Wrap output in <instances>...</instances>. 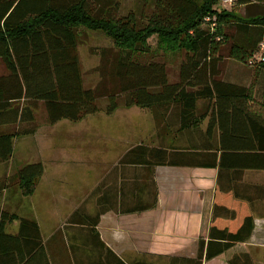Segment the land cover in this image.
Wrapping results in <instances>:
<instances>
[{"label":"trees","instance_id":"obj_1","mask_svg":"<svg viewBox=\"0 0 264 264\" xmlns=\"http://www.w3.org/2000/svg\"><path fill=\"white\" fill-rule=\"evenodd\" d=\"M89 1L0 0V60L6 70L0 75V127H15L13 132H0V163L11 156L13 137L34 132L32 127L19 130V126L32 123L31 111L38 103L43 105L49 124L62 119L77 122L99 111L111 114L132 106L150 110L154 120L161 122L175 108L179 130H188L203 118L196 115L197 102L203 100L213 108L206 136L215 137L211 128L216 123L219 155L207 152L199 161L206 160L205 164H195L198 160L190 157L192 153L140 145L129 150L121 162L217 168L216 192L236 199L231 182L241 176L229 169H246L249 160L264 158V128H255L254 123L264 122V118L250 107V87L221 81L216 56L226 44L229 59L245 65L255 58L264 42V12L238 17L222 9L220 0H151L152 12L141 24V17L134 13L119 17L110 7L95 15L96 6ZM253 2L259 0H234L238 6ZM209 17L214 22H204ZM80 28L101 32L113 44L111 56L104 50L100 53V63L94 69L100 81L93 89H84L79 69L76 48ZM152 37L157 50L185 51L176 82H169L164 63H141L134 58L149 52L147 41ZM260 55L254 64L263 72L264 51ZM261 95L258 107L264 111V90ZM100 101H104L103 106H99ZM247 122L254 125L251 133L246 130ZM249 135L255 140L250 148ZM42 172V165L35 163L15 174L24 197L33 193ZM13 222L17 223L16 232L9 233L6 228ZM252 230L253 218L249 214L243 218L241 211L237 215L232 204L218 205L216 194L207 241L198 242L194 258H173L170 264H202L236 243H244ZM93 238L98 241L97 234ZM99 249L103 254V244ZM105 254L115 258L108 249ZM116 260V264H123ZM0 264H51L35 221L0 210ZM228 264L252 262L247 254H241Z\"/></svg>","mask_w":264,"mask_h":264},{"label":"crops","instance_id":"obj_2","mask_svg":"<svg viewBox=\"0 0 264 264\" xmlns=\"http://www.w3.org/2000/svg\"><path fill=\"white\" fill-rule=\"evenodd\" d=\"M216 58L222 73L223 62ZM227 62L240 64L232 59ZM220 79L246 88L250 85L248 77ZM263 90L264 87L252 97L254 101L260 102ZM205 103L197 102L196 115L203 118L188 130H179L176 110L158 128L150 110L135 106L118 108L110 115L99 111L77 122L62 119L54 123L56 128L60 125L54 136V155L41 153L40 159L23 164H42L43 173L37 185H44L47 190L40 191L38 196L33 197L34 192L16 198L9 203L11 214L36 222L51 264H116V259L123 264H170L173 258H194L198 242L207 241L217 194L218 205L232 204L236 214L241 211L243 218L249 214L253 230L244 243H236L202 264H228L241 254H247L252 264H264V158L249 160L246 169H229L241 176L231 182L237 200L216 192L217 168L152 167L121 162L129 150L142 145L192 153L190 157L198 160L193 163L205 164L207 152H216L219 145L216 123L211 128L215 137L206 136L213 108ZM255 113L264 118V111ZM254 123L255 128H264V122ZM251 124L247 122L248 133L254 127ZM247 140L248 148L255 145L251 135ZM49 145L39 150H51ZM31 199H38L37 206H33ZM22 201L24 206L19 204ZM34 208L46 216H55L54 221L46 218L43 222L34 217ZM46 222L50 233L44 237L42 229ZM15 226L17 229V223ZM95 234L98 241L93 238ZM100 243L116 259L106 255L105 249L102 254Z\"/></svg>","mask_w":264,"mask_h":264},{"label":"rangeland","instance_id":"obj_3","mask_svg":"<svg viewBox=\"0 0 264 264\" xmlns=\"http://www.w3.org/2000/svg\"><path fill=\"white\" fill-rule=\"evenodd\" d=\"M89 2L96 6V8L93 10L95 15H102L103 11H99V10L100 9L106 10V8L110 7V10L115 14V16L123 17V16H126L128 13H134L136 17H139V18L141 17V19H138L140 20L141 24H145L147 22L149 14L152 12L151 0H104L103 2H98L96 0H90ZM227 11L231 12L232 14L238 17H246L249 15L262 14L264 12V0H259L258 3L253 2L251 5H248V6H238L234 3L232 7L227 8ZM78 34H77L78 35L77 37L78 45H77L76 52H77V56L79 60V69L81 73L83 87L84 89H93L97 86V84H99V81H100V78L98 77L97 72L94 71V69L100 63V59H101L100 53L102 50H104L106 51L105 52L106 56H111L114 51L113 44H112L111 39L104 36L103 33L101 32L80 28L78 31ZM147 42L149 46V52L144 53V54H137L135 55L134 58L141 63L151 62V61L152 62L158 61V62L164 63L167 69V76H168L169 82H172V83L176 82L177 76H178L179 65L185 60V55H186L185 51H180L176 53H169V52L165 53L161 50H157L155 37L148 39ZM227 51H228V46L226 44L225 45L223 44L220 46L219 58L223 62L222 67H221L222 73L220 72V78L228 79L231 77H235V78L248 77V79L246 80L250 81V85L247 88L250 87L252 97L255 96V94L259 93V91L264 87V74L261 71H259V68H258L259 65L257 66L256 65L257 63L251 65L249 62L245 65H240L239 63H238L239 65H237V63L235 64L230 63L228 65L227 60L229 58L227 55ZM4 73H6V70H5L3 62L0 60V75ZM256 82L257 84H255ZM257 85H260L259 89L257 88ZM251 101L252 103L251 104L249 103V104L252 110L256 112L261 111L259 110V107H258L259 102L254 101L253 98ZM103 105H104V101H100L99 106H103ZM199 106L201 105L199 104ZM118 110H123V109L119 108ZM175 110H176L175 108H172L170 113L174 114ZM31 112L33 116L32 123L20 125L19 130H21L22 128L29 129L32 127L34 128V132L29 135L13 137L12 138L13 155L11 154V156L9 157L7 161L0 163V210L6 211L8 212V214H11L9 203L14 202L16 198L18 197L21 198V196H23L19 190L18 182H16L14 179L15 174L23 166L28 165V164L23 165L24 163H27L29 161L30 162L36 161L40 159V157L42 156L41 153L48 154L50 156L54 155V149H55L54 136L56 132L59 130L58 127L60 125L56 128L54 127L55 124L47 123L44 108L41 103H38ZM107 115H110V114H107ZM157 123H158V126L156 127L159 128V126H161L163 122L161 121ZM111 126L113 129H117V126L114 125L113 123H111ZM14 130H15L14 126L13 127L8 126L6 128L0 127V132L1 131L2 132H13ZM48 138H49V141H45ZM47 144H50L49 146L52 147L51 150H48V151L39 150V148L45 147L47 146ZM36 163H39V162H36ZM32 164H35V163H32ZM49 167L50 166H48V168ZM48 168L46 167L45 170H47ZM42 169H43V166H42ZM100 169H96V171H99ZM46 173L50 174L48 170L46 171ZM99 177L101 178V176ZM37 182L34 186L33 193L34 192L36 193L35 195H33V197L38 196L40 191H42L43 193V192H46L47 190L46 187H44V185H42L40 188L39 185H37ZM16 193H17V196H14L16 195ZM31 200H32L33 206H37V203L35 202L38 199H36L35 201L34 199H31ZM19 204L24 206L23 201ZM34 209L37 212L36 215H33L34 217L36 218L38 217V219L40 220L42 219L43 222H45L46 218H48L51 221H54L55 216H49V215L46 216V214H43L42 210H39L36 208ZM23 210L25 212L29 211L28 208L26 209L23 208ZM15 224L16 222L8 224L6 228L7 232L9 233L16 232ZM43 226L45 227L44 229H42L43 236L47 237L50 233V231L48 230L50 225L48 222H46ZM46 226H49V227L46 228Z\"/></svg>","mask_w":264,"mask_h":264},{"label":"built area","instance_id":"obj_4","mask_svg":"<svg viewBox=\"0 0 264 264\" xmlns=\"http://www.w3.org/2000/svg\"><path fill=\"white\" fill-rule=\"evenodd\" d=\"M233 5H234V0H220V2H219V6L225 10H227V8L232 7ZM213 20L214 19H212V18H211V20H210V18H205L204 22H210V21L214 22ZM212 26H214V25H212ZM259 50H260V52L257 54V56L249 61V63L251 65H253L255 63V61H257L260 58V56H261L260 54L264 51V42L259 45Z\"/></svg>","mask_w":264,"mask_h":264}]
</instances>
